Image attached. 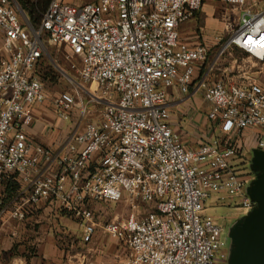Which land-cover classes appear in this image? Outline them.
<instances>
[{
  "label": "built area",
  "instance_id": "obj_1",
  "mask_svg": "<svg viewBox=\"0 0 264 264\" xmlns=\"http://www.w3.org/2000/svg\"><path fill=\"white\" fill-rule=\"evenodd\" d=\"M205 1L51 0L31 31L17 0H0V222L24 221L41 202L58 205L80 222L89 243L96 231L89 204L125 201L134 210L105 226L130 249L117 264L227 261L221 228L203 211L208 201L236 197L246 215L256 207L247 189L256 178L252 151L264 152V82L209 79L206 45H190L179 34ZM214 1L238 13L236 25L225 23L228 45L264 62V15L254 10L264 0ZM46 44L66 45L80 59L77 80L53 63L76 84L55 97L57 116L67 121L81 93L101 107L57 153L29 136L34 109L47 98L35 75ZM193 86L219 132L202 134L195 148L176 131L169 100V89L186 94ZM9 181L19 187L4 203ZM138 203L150 209L136 211Z\"/></svg>",
  "mask_w": 264,
  "mask_h": 264
},
{
  "label": "rangeland",
  "instance_id": "obj_2",
  "mask_svg": "<svg viewBox=\"0 0 264 264\" xmlns=\"http://www.w3.org/2000/svg\"><path fill=\"white\" fill-rule=\"evenodd\" d=\"M64 1L71 4H84L97 0ZM227 19H229L233 25H236L238 13L233 7L223 2L207 0L202 8L195 13L193 18L180 26V38L190 45H206L208 49V63L211 64L210 78L241 82H264V62H258L257 59L249 56L236 45H228L230 31L225 29ZM1 48L2 32L0 31V56L2 55ZM46 50L48 53H45V56L37 64L35 75L43 83L47 95L44 105L47 108V114L49 116H44V119L50 122L53 127H59L60 125L56 124V120L60 118L57 116L54 108V99L63 91L75 90L76 84H74V80H77L80 59L72 55L66 45L46 44ZM54 62L64 69L69 77L74 80H71L68 76L62 75L60 70L53 64ZM96 89L97 85L93 84L91 90L94 91ZM198 97L202 98L201 94H198ZM81 98L82 103L80 100L77 101L76 107L66 121L67 124L62 125L64 126L62 128L67 132L72 131L78 125L84 126L86 123L93 121L101 109L100 105L89 102L88 94L81 93ZM182 113L183 111H172V119L178 123L181 122L184 117ZM103 208H105L104 215H106L108 220L114 219L115 216H118L120 219L126 218L134 210L133 207L125 201H120L115 204L109 203L104 205ZM137 208L136 211L141 213H145L150 209L149 206L143 203H138ZM96 209L99 210H96L97 212L102 213V210L97 206ZM59 212L61 215L65 213L60 209ZM203 214L214 219L221 227V248L227 253L229 258L232 249L230 230L234 226L236 219L246 215V211L240 206V198L227 199L219 203L208 201ZM36 215L37 217L26 218L24 221L9 218H5L1 221L0 247L3 244L8 245V243L17 241L18 225L22 228L23 226L21 224L25 225L31 223L44 227L45 224H50L54 221L55 214L41 212ZM70 216L73 220L78 222L76 218L74 219L72 215ZM6 242L7 244H5ZM228 258L225 263L218 264H228Z\"/></svg>",
  "mask_w": 264,
  "mask_h": 264
},
{
  "label": "crops",
  "instance_id": "obj_3",
  "mask_svg": "<svg viewBox=\"0 0 264 264\" xmlns=\"http://www.w3.org/2000/svg\"><path fill=\"white\" fill-rule=\"evenodd\" d=\"M254 10L264 15V1L255 6ZM208 73L209 79L216 80L210 78V69ZM199 74L197 68L195 79ZM195 88L193 86L186 94L181 93L176 87L169 89L171 111H183L184 116L180 125H177L175 129L180 134L182 142L191 148L198 146L202 134L207 132L219 134L216 126H212L207 119L209 106L201 97H198L201 93ZM47 115V108L44 104L34 109L35 121L29 130V136L34 142L50 147L57 153L61 150L63 140L70 131L67 132L62 128L64 127L62 125L67 123L61 119L56 120V124L61 127H53L44 119ZM8 183L15 184L9 181L2 186L1 195L4 203H10L18 191V189L9 191L13 185H8ZM109 203L117 202L100 200L89 204L88 207L94 212L96 231L92 240L85 243L82 240L83 228L79 221L73 220L68 213L61 215L58 205L41 202L29 210L26 218L37 217L36 214L43 212L55 214L54 221L45 224L44 227L31 223L21 224L22 228L18 225L17 241L8 243V245L3 244L0 247V264H117L125 260L130 251L126 240L113 237L105 229L107 223L125 218L120 219L115 216L114 219L108 220L104 215L103 206ZM96 206L102 210V213L96 211L98 210Z\"/></svg>",
  "mask_w": 264,
  "mask_h": 264
},
{
  "label": "water",
  "instance_id": "obj_4",
  "mask_svg": "<svg viewBox=\"0 0 264 264\" xmlns=\"http://www.w3.org/2000/svg\"><path fill=\"white\" fill-rule=\"evenodd\" d=\"M23 19L33 31L26 13L18 5ZM45 52H47L46 47ZM251 167L257 173L247 189L248 195L256 203V207L240 218L230 230L232 249L228 264H264V152L252 151Z\"/></svg>",
  "mask_w": 264,
  "mask_h": 264
},
{
  "label": "trees",
  "instance_id": "obj_5",
  "mask_svg": "<svg viewBox=\"0 0 264 264\" xmlns=\"http://www.w3.org/2000/svg\"><path fill=\"white\" fill-rule=\"evenodd\" d=\"M51 0H37V1H32V0H17L19 6L22 8V10L27 14L30 23L34 26L37 27L42 19V15L45 12V10L48 7V4ZM8 185H13L8 183ZM19 185L15 183L11 190H17ZM13 191V192H14ZM14 196V195H13Z\"/></svg>",
  "mask_w": 264,
  "mask_h": 264
},
{
  "label": "flooded vegetation",
  "instance_id": "obj_6",
  "mask_svg": "<svg viewBox=\"0 0 264 264\" xmlns=\"http://www.w3.org/2000/svg\"><path fill=\"white\" fill-rule=\"evenodd\" d=\"M254 174L257 175L256 172H254ZM239 219H240V218H238V219L235 220L234 225H236V224L238 223ZM220 228H221V227H220Z\"/></svg>",
  "mask_w": 264,
  "mask_h": 264
}]
</instances>
